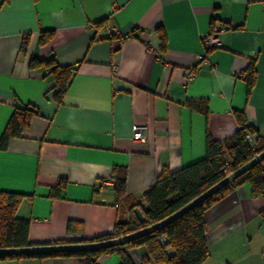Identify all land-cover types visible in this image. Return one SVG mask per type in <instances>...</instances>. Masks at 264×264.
I'll list each match as a JSON object with an SVG mask.
<instances>
[{"label": "crops", "instance_id": "1", "mask_svg": "<svg viewBox=\"0 0 264 264\" xmlns=\"http://www.w3.org/2000/svg\"><path fill=\"white\" fill-rule=\"evenodd\" d=\"M210 36L219 47H206ZM32 58L76 70L61 103L49 70L29 68ZM251 63L256 81L247 95ZM19 106L38 115L0 151V192L29 197L16 212L30 221L29 246L92 242L130 218L131 204L164 168L203 159L207 136L232 137L235 111L264 139V0H0V137ZM135 126L144 127L145 141L132 140ZM121 171L127 200L118 208L113 189ZM60 180L65 186L54 198ZM263 207L244 184L206 211L210 256L203 264H264ZM128 255L141 264L147 250ZM120 261L114 253L98 264Z\"/></svg>", "mask_w": 264, "mask_h": 264}, {"label": "trees", "instance_id": "2", "mask_svg": "<svg viewBox=\"0 0 264 264\" xmlns=\"http://www.w3.org/2000/svg\"><path fill=\"white\" fill-rule=\"evenodd\" d=\"M52 36L53 32L43 33L39 43L46 44ZM159 39L160 47L163 49L165 35L161 31ZM21 51L23 53L26 51V43L22 45ZM29 68L49 70L48 73L54 81L53 98L61 103L76 70L71 66H59L53 60L37 58L30 60ZM243 79L246 82L247 95H250L256 81V69L253 63L246 69ZM37 115L38 111L32 106L15 107L0 137V151L8 148L11 139L22 138L24 130L29 127L32 119ZM234 117L238 128L232 137L219 141L207 136L203 159L177 171L164 168L156 177L154 184L142 194L140 199L131 204L130 218L128 220L118 218L112 233L98 237L92 242L124 237L157 224L260 154L264 150V139L258 135L255 136L257 132L248 125L244 112L235 111ZM249 134L254 136L253 145L246 138ZM126 181L125 171H121L115 177L113 190L115 205L118 208L127 200ZM244 184L250 186L252 198L264 199V160L164 228L124 246L88 252L0 256V260L81 257L86 260V264H98L100 257L117 253L120 256V264H133L128 250L144 247L147 255L142 258L141 264H148L150 261L154 264H203L210 256L206 239L207 224L204 217L206 211ZM64 186L65 183L60 180L57 187L52 190V197H58ZM26 198L29 197L19 193L0 192V248L29 246L30 221L16 217L18 207ZM136 209L142 214L143 222L139 221L135 214ZM260 215L264 219V207Z\"/></svg>", "mask_w": 264, "mask_h": 264}, {"label": "water", "instance_id": "3", "mask_svg": "<svg viewBox=\"0 0 264 264\" xmlns=\"http://www.w3.org/2000/svg\"><path fill=\"white\" fill-rule=\"evenodd\" d=\"M264 160V150L255 156L251 161L247 164L231 173L227 177H225L221 182L214 185L202 195L188 203L186 206L181 208L179 211L171 215L170 217L158 222L155 225H152L148 228L135 232L133 234L110 239L99 242H87V243H76V244H55V245H37V246H27L23 248H0V256H32V255H45V254H58V253H71V252H88V251H97L110 247H119L124 246L133 240H136L145 235L154 233L155 231L164 228L167 224L172 222L173 220L179 218L183 214L187 213L198 204L202 203L205 199L209 198L217 191L225 187L226 185L233 182L238 177L242 176L244 173L249 171L258 163H261ZM135 214L137 215L139 221L143 222L142 214L138 209L135 210Z\"/></svg>", "mask_w": 264, "mask_h": 264}, {"label": "built area", "instance_id": "4", "mask_svg": "<svg viewBox=\"0 0 264 264\" xmlns=\"http://www.w3.org/2000/svg\"><path fill=\"white\" fill-rule=\"evenodd\" d=\"M110 34L112 35H119V31L116 28H111L110 29ZM205 45L207 48H215V47H219L220 46V42L219 39L215 36H210L206 39L205 41ZM114 72L117 71V67L113 68ZM195 74L193 70H190L187 72L186 75V79L187 81H191L194 78ZM144 127H140V126H135L133 127V136H132V140L134 142H143L145 141V134H144ZM247 140L249 141V143L251 145L254 144V136L252 135H247L246 136Z\"/></svg>", "mask_w": 264, "mask_h": 264}]
</instances>
